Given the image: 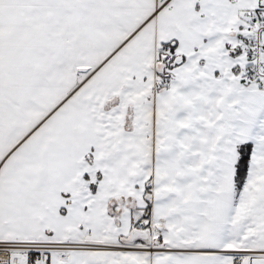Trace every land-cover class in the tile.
Returning a JSON list of instances; mask_svg holds the SVG:
<instances>
[{"label":"snow or ice","instance_id":"obj_1","mask_svg":"<svg viewBox=\"0 0 264 264\" xmlns=\"http://www.w3.org/2000/svg\"><path fill=\"white\" fill-rule=\"evenodd\" d=\"M0 264H264V0H0Z\"/></svg>","mask_w":264,"mask_h":264}]
</instances>
